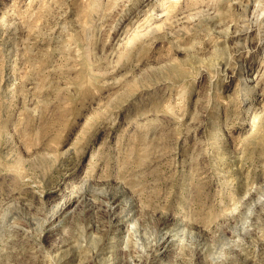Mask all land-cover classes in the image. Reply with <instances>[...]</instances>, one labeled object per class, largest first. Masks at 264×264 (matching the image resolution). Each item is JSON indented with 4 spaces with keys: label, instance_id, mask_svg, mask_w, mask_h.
<instances>
[{
    "label": "rangeland",
    "instance_id": "obj_1",
    "mask_svg": "<svg viewBox=\"0 0 264 264\" xmlns=\"http://www.w3.org/2000/svg\"><path fill=\"white\" fill-rule=\"evenodd\" d=\"M0 264H264V0H0Z\"/></svg>",
    "mask_w": 264,
    "mask_h": 264
}]
</instances>
